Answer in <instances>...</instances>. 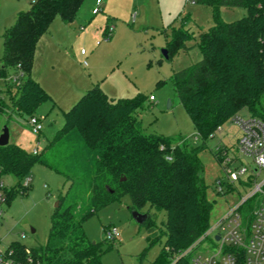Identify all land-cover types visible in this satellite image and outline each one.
Returning <instances> with one entry per match:
<instances>
[{
  "label": "trees",
  "instance_id": "16d2710c",
  "mask_svg": "<svg viewBox=\"0 0 264 264\" xmlns=\"http://www.w3.org/2000/svg\"><path fill=\"white\" fill-rule=\"evenodd\" d=\"M192 1L211 7L214 23L200 33L197 45L202 58L175 71L173 83L197 135L206 140L242 110L264 121V0ZM84 2L31 0L29 9L17 13L2 34L0 78H16L4 84L12 103L3 107L30 117L52 99L31 74L37 42L56 17L72 23ZM221 7H242L247 13L228 22L220 16ZM190 37L187 29L174 27L167 56L186 47ZM144 103L143 95L115 99L96 85L63 112L62 127L37 153L15 142L0 145V172L18 179L8 191L7 203L27 193L29 184L24 182L37 163L65 177L45 246L30 250L33 262L28 263L25 247L16 244L20 260L103 264L102 251L88 240L83 223L124 195L129 196L132 211L148 215L143 224L149 244L165 238L153 264H168L170 255L206 231L214 201L208 198L201 175L203 147H184L181 137L144 132L137 115ZM214 155L220 161L217 149ZM159 213L164 214L160 226Z\"/></svg>",
  "mask_w": 264,
  "mask_h": 264
},
{
  "label": "rangeland",
  "instance_id": "374dc122",
  "mask_svg": "<svg viewBox=\"0 0 264 264\" xmlns=\"http://www.w3.org/2000/svg\"><path fill=\"white\" fill-rule=\"evenodd\" d=\"M95 2L85 0L75 21L70 24L75 38L84 34L74 44L75 48H71L74 37L62 29L64 25L60 17L53 20L50 29L37 42L39 64L46 60L48 63L40 64L42 68L36 70L35 77L43 82L44 86H41L52 98L34 112L42 119V132L33 133L28 115L2 106L10 105L12 101L3 79H0V134L7 126L9 141L32 151L37 145L41 148L46 145L62 127L63 112L70 109L89 88L98 85L115 99L143 95L145 103L137 115L144 132L181 137L183 141L179 143L184 147H203L200 152L201 175L208 185L207 196L214 201L210 223L215 222L248 191L236 182L227 193L221 194L216 190V182L226 179V175L214 150L218 146H226L230 154H234L241 129L238 123L228 120L212 136L206 140L201 138L173 83L175 71L202 58L197 42L200 33L214 23L212 8L192 0H102L100 10L93 13ZM30 5L31 0H0V58L5 27L12 25L16 14L27 10ZM219 13L223 20L230 22L243 17L247 11L242 7H221ZM81 25L83 29H80ZM108 27L112 28V36L106 38ZM174 27L187 29L191 37L186 40V47L166 57L164 50ZM81 49L85 50L83 54H80ZM150 95L154 96V101H150ZM239 113L247 114L245 110ZM240 163L251 165L252 159L242 156ZM263 177L264 171L259 180ZM2 178L8 188L18 183L12 174H5ZM27 179V193L17 194L5 205L0 227L2 248L20 244L29 250H39L47 242L57 196L65 190V177L37 163ZM129 205L130 198L124 195L83 223L88 240L97 243L102 251L103 264H153L161 253L164 236L150 245L146 226L137 222ZM163 217L164 214L159 213L158 226ZM107 227L118 228L120 237L115 240L108 238Z\"/></svg>",
  "mask_w": 264,
  "mask_h": 264
},
{
  "label": "built area",
  "instance_id": "2783aa9c",
  "mask_svg": "<svg viewBox=\"0 0 264 264\" xmlns=\"http://www.w3.org/2000/svg\"><path fill=\"white\" fill-rule=\"evenodd\" d=\"M102 0H96V6L92 12L100 10ZM112 28L108 27L105 37L109 38ZM84 49L81 50L83 54ZM3 79V78H0ZM16 81V78L3 79ZM154 101V96H149ZM238 123L241 136L237 140L235 153L230 154L227 147L218 146L219 163L222 165L226 179L216 182L218 193H227L234 183L247 189L245 195L215 222L210 223L206 231L192 242L188 247L174 252L169 257L168 264H264V177L259 180L264 171V121L252 116L237 113L231 119ZM35 134L43 130L42 119L32 115L28 119ZM40 145L32 150L37 153ZM252 159L251 165L240 163L241 157ZM238 164V165H237ZM0 172V227L3 224L5 205L8 200L10 188L5 184ZM25 185L29 184L26 178ZM107 236L113 240L118 239L121 232L116 227H107ZM27 262L32 263L30 250L25 248ZM0 264H26L20 260L14 245L2 248L0 238Z\"/></svg>",
  "mask_w": 264,
  "mask_h": 264
},
{
  "label": "crops",
  "instance_id": "0c3cea01",
  "mask_svg": "<svg viewBox=\"0 0 264 264\" xmlns=\"http://www.w3.org/2000/svg\"><path fill=\"white\" fill-rule=\"evenodd\" d=\"M95 3H96V2H95ZM95 6H96V5H95ZM95 6H94V7H95ZM94 7H93V8H94ZM29 8H30V7H29ZM29 8H27V9H29ZM92 10H93V9H92ZM16 15H17V14H16ZM76 17H77V16H76ZM74 21H75V20H74ZM74 21H73V22H74ZM73 22H72V23H73ZM62 23H63V25L65 26V27L63 26L62 29H63L64 31H66V33H69L70 37H74V38H73V41H72V42H74V43H73V46H71V48H75L74 44H75V43L78 41V39H80L84 34L81 33V34H79V36H78L77 38H75V35H74V33H73V31L71 30V27H70V26H71V25H70L71 23H70V24H65L63 21H62ZM76 23H77V22H76ZM50 27H51V26H50ZM6 28H7V27H5V29H6ZM5 29H4V30H5ZM69 29H70V31H69ZM80 29H83V25L80 26ZM47 41H48V40H47ZM38 45H39V43L37 44V46H38ZM65 50H66V52H68L67 49H65ZM68 50H70V48H69ZM81 50H82V49H81ZM69 52H70V51H69ZM37 54H38V53H37V51H36V55H35V58H34V66H33V68H32V73H31V74H32V77H33L34 79H36L40 84H42V85L44 86L43 82H42L39 78L37 79V77H35V74H37V71H38L39 67L42 68V66H41L40 64L44 63V65H45V63H48V61L46 60V61H43L42 63L40 62V64H39V62H38V60H37ZM80 54H81V51H80ZM37 64H38V66H37ZM43 68H44V67H43ZM36 70H37V71H36ZM39 72H40V71H39Z\"/></svg>",
  "mask_w": 264,
  "mask_h": 264
},
{
  "label": "water",
  "instance_id": "95a60500",
  "mask_svg": "<svg viewBox=\"0 0 264 264\" xmlns=\"http://www.w3.org/2000/svg\"><path fill=\"white\" fill-rule=\"evenodd\" d=\"M164 56L167 57V52L166 50H164ZM10 141H9V129L7 126H4L3 129H2V133L0 134V145L1 146H4L6 144H8ZM124 179V178H122ZM58 206V202L56 203V207ZM133 215L135 217V219L137 220V222L143 224L148 215L146 213H141V212H137V211H133ZM32 231H35L34 229H32Z\"/></svg>",
  "mask_w": 264,
  "mask_h": 264
}]
</instances>
